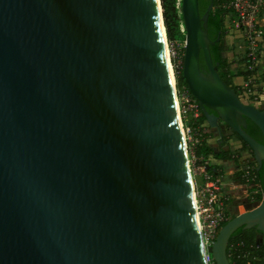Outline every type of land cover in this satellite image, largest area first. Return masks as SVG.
<instances>
[{"label": "water", "instance_id": "obj_1", "mask_svg": "<svg viewBox=\"0 0 264 264\" xmlns=\"http://www.w3.org/2000/svg\"><path fill=\"white\" fill-rule=\"evenodd\" d=\"M212 8L180 0L181 75L260 167L264 105L221 79ZM174 83L160 0H0V264H206ZM238 227L264 236V183L219 228L214 264Z\"/></svg>", "mask_w": 264, "mask_h": 264}, {"label": "trees", "instance_id": "obj_2", "mask_svg": "<svg viewBox=\"0 0 264 264\" xmlns=\"http://www.w3.org/2000/svg\"><path fill=\"white\" fill-rule=\"evenodd\" d=\"M227 1L228 0H213V8L211 9L207 20V34L208 37L214 41V43L209 46V49L211 59L213 63L216 64V69L221 79L227 85L233 87L241 97L243 88L240 85L234 83L233 76L235 75V72L231 68L230 62L225 56L226 47L223 38V25L224 15L227 11L224 5L225 3H227ZM208 3L209 0H198L200 13H203L205 11ZM160 4L166 34V41L168 45L173 46L175 44H182L180 48V62L178 63L174 57L170 58L175 75V86L177 89H181L182 87H184L192 97L181 75L184 31L180 14V0H160ZM219 33L220 38L216 40ZM239 61L244 62L245 65L249 63V60L245 57H241ZM200 65H202L203 67L205 66L202 56H200ZM255 70H257L256 66L245 73H241L243 75V80L247 81V74L252 73ZM248 85L252 89H254V91H258L259 89H261V87L258 88L252 83H249ZM253 99H255L253 95H250L248 96L247 101L250 102ZM203 119L204 117L201 112V117L193 124V126L196 127V125L201 123ZM245 130L253 138L258 140L259 142H263L261 132L252 121L248 120V126L245 127ZM233 135H235L236 138L240 141V149H250L246 142H244L238 135H236L235 133H233ZM193 153L197 157L201 155V158L199 159L202 163L204 161H207L204 164L206 170L214 172L215 168H219L218 173L220 175L223 174L222 166L217 162L225 158L226 152L224 150H221L215 153H211L210 146L208 145V139L204 135H198V144L194 147ZM211 156L215 159V161L210 160ZM236 174L239 178L240 183L248 182L249 184H252L250 190H257L254 198L256 197L260 200L262 197L264 183V164L258 167L256 163L254 167L248 171V173L240 170ZM251 177H254L253 181L251 180ZM258 234L260 233L255 227H238L232 233L227 246V255L231 264H264V241L257 238Z\"/></svg>", "mask_w": 264, "mask_h": 264}, {"label": "built area", "instance_id": "obj_3", "mask_svg": "<svg viewBox=\"0 0 264 264\" xmlns=\"http://www.w3.org/2000/svg\"><path fill=\"white\" fill-rule=\"evenodd\" d=\"M224 7L227 11L224 15L223 33L230 37L241 38L245 49L244 57L249 60L247 65L244 62L243 65L249 68L258 61L263 46L264 0H228ZM253 82L251 79H247L245 82L243 95L240 97L245 102L248 98L246 92L249 94L254 92V89L248 85L249 83L253 84ZM174 94L177 99V111L182 133L187 131L190 135L193 130L194 132L197 131L195 142H198V135H204L207 138L210 129L205 119L196 127L193 126L201 117V111L196 100L189 95L184 87L177 89L174 86ZM243 97L245 98L243 99ZM253 97L255 98V95ZM182 119L185 120V126L182 124ZM183 135L185 139V132ZM194 157L195 155L191 156V158ZM206 162L202 163L203 168L200 170L199 180L195 177L194 179L191 178L192 199L206 264H214L209 254V247L221 225L229 219L227 212L228 196L225 195V183L218 173L219 169L215 168L214 172L206 170L204 165ZM255 164L254 162L250 166L242 167L241 170L248 173ZM253 179L254 177H251L252 181Z\"/></svg>", "mask_w": 264, "mask_h": 264}, {"label": "rangeland", "instance_id": "obj_4", "mask_svg": "<svg viewBox=\"0 0 264 264\" xmlns=\"http://www.w3.org/2000/svg\"><path fill=\"white\" fill-rule=\"evenodd\" d=\"M225 41V56L230 62L231 68L234 70L235 75L233 76L234 83L240 85L242 88L245 85L243 80V75L241 73H245L249 71L254 66L257 67L252 73H248V79H251L253 84L258 88L261 87L258 91H254L249 95H255V99L248 102L257 107H262L264 105V37H263V46L260 50V55L258 56V61L255 64H252L251 67H246L243 65V62H240L239 59L244 57L245 49L244 45L241 41V38L238 37H230L229 35H223ZM182 44H175L173 46L168 45L166 41V51L168 54V58L170 60L171 57H174L176 61L180 62V48ZM171 62V61H170ZM170 66V65H169ZM172 66V64H171ZM173 69V66H172ZM174 71V70H173ZM171 73V70H170ZM236 77H241L240 83L235 82ZM243 95V92H242ZM245 97H243L244 99ZM178 114V113H177ZM179 119V117H178ZM182 124H185V120L182 119ZM181 127V125H180ZM182 129V128H181ZM185 132L186 147H187V156H188V170L190 173V178L194 179V177L199 180V173L202 166V162L199 157H193L194 147L198 144L195 142V134L197 131L194 130L188 135L187 131ZM183 132V133H184ZM183 133L181 132L182 136ZM208 145L210 146V152L215 153L217 151L224 150L226 152L225 158L220 160L219 163L222 166L223 174L221 175L222 180L225 183V195L228 196L227 203V212L228 217L231 218L235 214L249 209L256 205L259 202V199L254 196L257 193V190H250L252 184L248 182L240 183L239 178L236 173L242 169V167L250 166L254 162L256 163L253 155L251 154L250 149L239 148L240 141L233 135V132L230 129H224L221 135L217 134L216 130L213 128L210 130L208 134ZM221 143V145H220ZM200 145V144H199ZM210 160L215 161V159L211 156ZM191 181V179H190ZM262 240L264 241V237L262 236Z\"/></svg>", "mask_w": 264, "mask_h": 264}, {"label": "flooded vegetation", "instance_id": "obj_5", "mask_svg": "<svg viewBox=\"0 0 264 264\" xmlns=\"http://www.w3.org/2000/svg\"><path fill=\"white\" fill-rule=\"evenodd\" d=\"M200 67H201V69L205 72L206 71V67L204 66H202V65H200ZM210 113H215L212 109H207ZM248 120L249 119H246V126L245 127H247L248 126ZM217 123H218V126H216V127H209V129L211 130V129H215L216 130V132H217V134H219V135H221L222 133H223V130L224 129H230L226 124H224L220 119H218L217 120Z\"/></svg>", "mask_w": 264, "mask_h": 264}, {"label": "crops", "instance_id": "obj_6", "mask_svg": "<svg viewBox=\"0 0 264 264\" xmlns=\"http://www.w3.org/2000/svg\"><path fill=\"white\" fill-rule=\"evenodd\" d=\"M240 80H241V77H236V78H235V82L240 83ZM217 163H219V162H217ZM217 169H219V168H217ZM221 175H222V174H221ZM257 238L260 239V240L263 239V238H262V235H260V234H258Z\"/></svg>", "mask_w": 264, "mask_h": 264}, {"label": "bare ground", "instance_id": "obj_7", "mask_svg": "<svg viewBox=\"0 0 264 264\" xmlns=\"http://www.w3.org/2000/svg\"><path fill=\"white\" fill-rule=\"evenodd\" d=\"M171 74V73H170ZM175 107H176V111H177V99H176V97H175ZM177 113H178V111H177ZM179 125H180V121H179ZM182 135V134H181Z\"/></svg>", "mask_w": 264, "mask_h": 264}]
</instances>
